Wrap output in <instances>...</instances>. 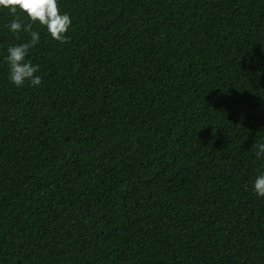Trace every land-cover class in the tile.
I'll return each instance as SVG.
<instances>
[{
	"label": "trees",
	"instance_id": "obj_1",
	"mask_svg": "<svg viewBox=\"0 0 264 264\" xmlns=\"http://www.w3.org/2000/svg\"><path fill=\"white\" fill-rule=\"evenodd\" d=\"M59 8L39 86L0 60V264H264V0Z\"/></svg>",
	"mask_w": 264,
	"mask_h": 264
},
{
	"label": "clouds",
	"instance_id": "obj_2",
	"mask_svg": "<svg viewBox=\"0 0 264 264\" xmlns=\"http://www.w3.org/2000/svg\"><path fill=\"white\" fill-rule=\"evenodd\" d=\"M0 9H7L13 16L7 29L19 38L21 32L27 33L28 39L7 45L0 52V60L7 66V79L15 86L25 83L30 86L41 84L40 65L29 58L30 50L41 39L40 32L33 29V24L43 26L49 36L61 43L67 41L66 33L71 25V17L59 8V0H0ZM20 13L27 17L24 23ZM255 155L264 158V142L256 144ZM252 191L257 197H264V168L257 169L252 179Z\"/></svg>",
	"mask_w": 264,
	"mask_h": 264
}]
</instances>
